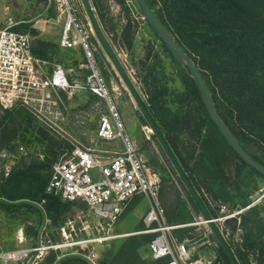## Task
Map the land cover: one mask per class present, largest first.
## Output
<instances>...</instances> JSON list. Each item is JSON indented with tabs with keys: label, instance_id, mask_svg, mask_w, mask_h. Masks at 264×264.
I'll use <instances>...</instances> for the list:
<instances>
[{
	"label": "trees",
	"instance_id": "1",
	"mask_svg": "<svg viewBox=\"0 0 264 264\" xmlns=\"http://www.w3.org/2000/svg\"><path fill=\"white\" fill-rule=\"evenodd\" d=\"M148 1L179 45L196 63L228 127L248 153L264 165V157L261 156L264 154V0ZM121 2L125 4L124 0ZM92 3L105 32L110 37L109 28L105 23L104 6L100 0H92ZM134 26L135 21L129 17L121 34V41L127 48L133 47L134 44ZM19 29L16 27L17 31H20ZM58 44L61 46L60 43ZM112 44L116 47L115 43ZM162 46L179 66L181 77L188 90L183 98L177 99L179 106L174 109L167 98V88L156 87L155 92L149 95L148 101L146 100L152 114L165 132L211 213L214 216L217 214L209 201L210 196L214 201L233 203L234 209L245 208L251 203L250 201H245L242 205L237 201H240L243 195L246 198V192L242 191L241 187L236 188L235 192L226 188L229 184L228 180L232 177L227 169L237 160L235 171L236 176H240L249 166L233 151L213 123L190 73L163 41ZM54 48V44L43 39L36 44L32 43L33 55L45 62L56 58ZM193 102H197L196 107L191 106ZM19 110L27 109L18 107L10 111ZM4 121L5 119H0V130ZM186 132L195 139L193 140L195 144L185 147L187 151L184 153L185 148H182L179 142ZM47 135L43 132L44 139ZM154 138L156 139L155 136ZM47 140L54 142L48 138ZM59 147L60 153L65 147L70 148L71 144L63 141ZM54 149L55 146H52L48 152L44 151L43 159L34 158L37 161H29L28 164L27 160L22 161L23 163L19 164L8 177L3 173L0 174V208L9 213H24L32 210L43 218L46 214L47 220H50L49 228L60 231L76 202H65L59 197L46 193L53 165L60 157L53 151ZM30 158L33 159V156L31 155ZM248 170L257 177L264 178L253 168L250 167ZM182 185L184 186L183 183ZM184 188L186 189L185 186ZM186 192L200 212L187 189ZM236 197L240 199L237 200ZM22 200L27 201L20 202ZM34 202L42 204V208ZM249 210V212L259 210V206L255 204ZM246 216L247 214L242 216V225L245 227L250 223ZM231 222L232 220L229 221L230 224ZM176 231L180 235L178 236L180 240L186 239L184 236L187 234V229ZM34 233L37 234L38 230L35 229ZM248 235L244 246L232 244L236 255L242 264H252L251 254L257 264H264V246L258 248L250 246ZM153 237L154 235L144 234L140 237L128 236L119 249L111 250L108 258L103 259L99 264H166L169 258L148 261L142 255L143 246L148 247L150 253L149 243ZM254 248L256 252L252 251ZM218 253L225 264H231L219 245ZM58 259L56 251L51 249L38 264H92L82 254H69L57 263Z\"/></svg>",
	"mask_w": 264,
	"mask_h": 264
},
{
	"label": "rangeland",
	"instance_id": "2",
	"mask_svg": "<svg viewBox=\"0 0 264 264\" xmlns=\"http://www.w3.org/2000/svg\"><path fill=\"white\" fill-rule=\"evenodd\" d=\"M100 2L105 9V23L109 28V38L115 43L117 52L122 54L126 67L131 71L132 77L145 99L148 101L149 95L155 92L156 87L160 89L167 88L166 94L169 103H171L174 109H177L179 106L177 99L183 98L188 88L183 82L179 66L163 48L162 41L159 39L160 37L157 36L149 21L142 15L133 0H124L125 4L121 0H100ZM12 10L21 11L18 19H24L27 22H23L21 26L17 27L18 29L20 27V31L30 34L32 43L36 44L40 39H43L55 45L56 58L52 61H46L41 65L46 74L51 73L55 66L62 65L65 69L71 71L72 75L76 78L85 76L87 71L81 68V64L86 62L85 53L79 49H65L58 44L63 25L58 18L60 12L53 1L50 3V0H0V21ZM82 14L85 16L83 8ZM129 17L135 21L134 44L131 48H127L121 41V34ZM98 47L99 50L96 57L103 75L118 97L120 110L126 121V131L141 146L146 158L149 159L150 163L162 177L163 183L160 197L167 209L169 223L185 224L196 221L202 216L201 212L196 209L194 203L190 200L186 189L175 174L159 142L154 138L153 130H151V127L136 107L107 56L101 47ZM40 105H35L36 109L19 106L27 110L14 112L4 109L0 105V119H5L4 125L0 130V174L3 173L5 175L6 166H10L12 171H14L24 160H27L26 163L28 164L29 161L43 159L44 151L45 153L48 152L52 146H55L53 151L61 156L66 149H74L72 145L73 140L76 141V145L82 142L80 144L94 148L118 147L121 145L120 142L118 144L116 142H106L98 138L97 133L101 118L103 114L107 113V110L103 100L87 91L77 92L70 99L65 93H60L59 96L55 94L47 110L41 108ZM191 106L196 107L197 102L191 103ZM83 122L87 132L85 135L78 136L76 134V125L82 126ZM43 132H46L48 134L47 138L54 142L47 140V138L44 139ZM193 140L195 139H192L191 135L186 132V134L181 136L179 143L182 148H185L194 145ZM63 141L70 143L71 147H65L59 153V145H62ZM186 151L187 148L184 149V153ZM31 155L33 159L30 158ZM261 156L264 157V154H261ZM263 188L264 178L259 177L258 184L253 185V198L248 197L249 199H247L251 203L243 208L245 209L243 212L226 222L231 237L234 239L244 238L242 244L240 243L241 241L236 243L237 246L245 245L249 232L250 246L257 248L264 246ZM233 190L234 188H231L232 192L235 191ZM210 199H212L211 196ZM236 199L239 200L240 198L236 197ZM212 201L214 205L216 204L213 209L217 214L213 215L214 217H218L221 214L219 211L221 207H218V203L225 205L226 212L223 215L242 210V208L234 209L233 203L226 204L225 202L214 201L213 199ZM244 203L245 201H241V205ZM254 203L259 206V210H251L252 212H249V208L254 206ZM130 207L114 225L113 232L132 233L145 228L143 216L148 209L146 198H135ZM81 210L87 212V207L76 203L69 216H75ZM244 214H247L246 217L250 221L246 227L242 225V216ZM89 219L96 220V217L93 213L89 212ZM231 220L230 224L229 221ZM49 223L50 220H48L43 229L44 218L39 213L32 210L24 211V213H9L0 208V253L21 249L30 250L28 255L21 260L5 262L0 259V264H38L51 249H39L38 251L33 249L39 248L41 243L42 246H48L51 243H58L63 240L67 241V238L63 236L61 231L49 228ZM79 227H82L81 224ZM204 228L203 225L196 224L184 226L180 229L188 230V235L186 234L184 238L186 237L197 242L202 237ZM35 229L38 230L37 234L34 233ZM41 229H43L41 233L42 242L39 243ZM175 234L177 237L180 236L177 231H175ZM78 236L80 238L86 237L85 231H79ZM135 236L140 237V235ZM126 237L128 236L109 240L101 244H89L85 248L83 246H76V254H82L87 257L91 256L96 264H99L103 259L108 258L111 250L116 251L119 249ZM50 240L51 242H49ZM214 241L212 238L211 243L199 246L200 254L210 256L216 253L219 255L218 244L213 243ZM55 251L58 258L70 254L64 247ZM252 251L256 252L255 248ZM141 252L145 259L153 261L148 247L143 246ZM251 261L252 264H257L252 254Z\"/></svg>",
	"mask_w": 264,
	"mask_h": 264
},
{
	"label": "built area",
	"instance_id": "3",
	"mask_svg": "<svg viewBox=\"0 0 264 264\" xmlns=\"http://www.w3.org/2000/svg\"><path fill=\"white\" fill-rule=\"evenodd\" d=\"M52 1L60 12L58 18L63 25L60 45L85 53L86 62L81 64V68L87 73L82 78H76L71 71L57 65L51 73L46 74L41 66L45 61L32 53L30 34L16 30L23 21L8 15L4 23L0 24V105L13 110L19 106L35 108V105L41 104V108L47 110L55 94L59 96L65 93L70 99L77 92L87 91L103 100L107 110L101 118L98 138L106 142H120L121 145L94 148L80 143L76 145L73 140L74 149H66L53 165L46 193L65 202L82 204L87 207V212L81 210L77 215L69 216L60 228L67 241L48 246H42L41 243L39 248L33 250L64 247L70 254H76V246L85 248L89 244H101L124 236L151 234L154 237L149 249L154 260L169 258L166 264H225L216 253L205 256L199 252L198 247L211 243L212 239L198 243L210 233L208 222L202 216L185 224L169 223L160 197L162 177L146 158L141 146L126 131L118 97L100 69L96 57L99 44L86 13L85 16L82 14L81 0H50V3ZM118 54L126 66L122 54ZM11 173V167L6 166L5 176ZM137 197L146 198L148 203L143 216L145 228L132 233L113 232L114 225ZM209 201L214 208L216 204L211 199ZM218 207H221L219 211L222 215L215 217V220L224 236L231 245H237L239 241L242 244L244 238L231 237L226 222L245 209L223 215L226 212L225 205L218 203ZM89 212L94 214L96 220L89 219ZM80 224L82 227H79ZM196 224L205 227L197 242L188 238L180 240L175 234L176 230L184 226ZM79 231H85L86 237L80 238ZM29 252L26 249L1 252L0 259L5 262L21 260ZM89 258L95 262L91 256Z\"/></svg>",
	"mask_w": 264,
	"mask_h": 264
},
{
	"label": "water",
	"instance_id": "4",
	"mask_svg": "<svg viewBox=\"0 0 264 264\" xmlns=\"http://www.w3.org/2000/svg\"><path fill=\"white\" fill-rule=\"evenodd\" d=\"M142 13V15L149 21L155 32L158 34L160 39L165 43V45L169 48L171 53L175 56V58L180 62V64L190 73L191 77L195 81L201 95L203 102L205 104L206 110L218 127L220 132L223 134L227 142L231 145L233 150L240 156V158L251 168L257 171L264 177V165L260 162L256 161L243 147L240 141L237 139L235 134L231 131V129L226 125L224 120L222 119L220 112L217 108V105L214 101L212 93L207 86V83L200 72L199 68L197 67L194 60L188 55V53L179 45L176 41L175 37L172 35L170 30L164 25L161 19L156 14L155 10L152 8L151 4L148 0H133ZM83 9L86 13V16L90 22L92 27L95 39L97 40L99 46L107 56L109 62L113 66L116 74L119 76L120 80L122 81L123 85L125 86L126 90L129 92L132 100L134 101L136 107L141 112L143 118L146 120L148 125L154 132V136L156 137L157 141L159 142L162 150L164 151L165 155L167 156L168 160L170 161L173 170L177 177L181 180L184 184L188 192L190 193L191 197L194 199L195 203L197 204L200 212L205 221L208 222V226L210 228V233L203 237L198 243H202L208 238H213L217 242V244L224 250L227 257L229 258L231 264H242L235 253L234 248L229 243V241L224 236L220 225L215 220V217L211 213L207 203L205 202L204 198L202 197L201 193L197 189L196 185L192 181L191 177L183 167L180 159L178 158L174 148L172 147L171 143L169 142L165 132L161 128V126L156 121L154 115L152 114L148 103L143 96L142 92L138 88L134 78L129 73L127 67L121 60L116 48L112 44L110 38L108 37L107 33L105 32L100 19L96 13V9L92 3V0H81ZM1 199V198H0ZM27 201L22 200L20 202ZM35 205H41L34 202ZM47 224V217L46 214L44 215V227ZM41 229L39 234V243H41L42 239V231ZM69 255V254H68ZM67 255L60 257L57 263L65 258ZM85 256V255H84ZM92 264H96L93 260L89 257L85 256Z\"/></svg>",
	"mask_w": 264,
	"mask_h": 264
},
{
	"label": "flooded vegetation",
	"instance_id": "5",
	"mask_svg": "<svg viewBox=\"0 0 264 264\" xmlns=\"http://www.w3.org/2000/svg\"><path fill=\"white\" fill-rule=\"evenodd\" d=\"M221 115V114H220ZM222 117V116H221ZM223 119V118H222ZM224 120V119H223ZM225 122V121H224ZM214 123V122H213ZM226 123V122H225ZM227 125V124H226ZM228 126V125H227ZM232 131V130H231ZM223 135V134H222ZM224 137V136H223ZM225 138V137H224ZM226 140V139H225ZM227 141V140H226ZM228 143V142H227ZM229 144V143H228ZM231 147V145L229 144ZM244 147V146H243ZM232 148V147H231ZM233 149V148H232ZM234 151V150H233ZM247 151V150H246ZM235 152V151H234ZM248 152V151H247ZM236 153V152H235ZM153 158V157H152ZM154 159V158H153ZM155 160V159H154ZM237 162V160H236ZM236 162L229 166V169H227L228 173L232 176L229 180L226 188L228 190H231V188H240L242 191L246 192L247 197L253 198V195L249 194L250 190L253 189L255 174H252L249 168L244 169V173L240 176H236ZM233 190V191H234ZM263 191V189H262ZM235 192V191H234ZM242 199L239 201V204L244 201H246L245 197H241ZM243 209V208H242Z\"/></svg>",
	"mask_w": 264,
	"mask_h": 264
},
{
	"label": "crops",
	"instance_id": "6",
	"mask_svg": "<svg viewBox=\"0 0 264 264\" xmlns=\"http://www.w3.org/2000/svg\"><path fill=\"white\" fill-rule=\"evenodd\" d=\"M18 12V13H17ZM21 14V11H13L12 10V12L10 11V12H8L7 13V15H6V17L2 20V21H0V24H3L4 23V21H5V19L7 18V16L8 15H12L13 17L15 16V18L16 19H18V15H20ZM18 20H20V21H23V22H27L26 20H24V19H18ZM22 22V23H23ZM61 35H62V33H61ZM60 39H61V37H60ZM60 39H59V43H60ZM84 122L82 123V126L81 125H76V134L78 135V136H82V135H85L86 134V126H85V128H84ZM80 143H82V142H80ZM88 144H89V141H88ZM258 179H259V177H257V176H255V179H254V184L253 185H255V184H258ZM253 190V189H252ZM252 190H250V192H249V194H251V195H253L252 194ZM247 199H249L248 197L246 198V201H247ZM238 200V199H237ZM238 202V201H237ZM255 205V204H254ZM166 208V207H165ZM166 211H167V209H166ZM167 217H168V215H167Z\"/></svg>",
	"mask_w": 264,
	"mask_h": 264
}]
</instances>
